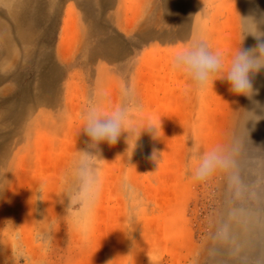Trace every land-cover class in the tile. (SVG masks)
<instances>
[{
	"label": "rangeland",
	"instance_id": "obj_1",
	"mask_svg": "<svg viewBox=\"0 0 264 264\" xmlns=\"http://www.w3.org/2000/svg\"><path fill=\"white\" fill-rule=\"evenodd\" d=\"M84 1L97 8L93 18L49 0L57 9L40 48L0 55V264H264V118L246 124L248 112L264 117V79L251 77L249 99L227 80L201 92L172 67L193 39L226 66L240 46L249 50L241 16L259 19L264 0ZM50 63L54 84L39 107L30 98ZM92 105L126 106L135 125L162 130L142 132L132 155L128 132L99 144L101 192L80 228L67 209L76 160L97 152L82 131ZM194 144L199 154L240 149L247 196L229 245L213 240L228 220L227 181L194 179Z\"/></svg>",
	"mask_w": 264,
	"mask_h": 264
},
{
	"label": "clouds",
	"instance_id": "obj_2",
	"mask_svg": "<svg viewBox=\"0 0 264 264\" xmlns=\"http://www.w3.org/2000/svg\"><path fill=\"white\" fill-rule=\"evenodd\" d=\"M261 26H264V15H261L259 19L254 15L241 16L243 37L241 44L248 35L254 36L258 44L250 50H245L240 46L227 66L222 55L211 50L206 41L193 39L189 46L175 53L172 63L173 70L187 76L201 92L209 85L214 87L217 80H227L231 92L251 99L257 94L251 77L264 69V31L261 30ZM126 95H130V91ZM257 107L261 108L258 103ZM248 113L251 115L246 124L250 120L259 121L264 118L257 116L255 112ZM83 118L85 126L82 131L91 140L89 147L97 149V152L94 154L90 151H81L74 165L76 190L69 194L70 207L67 209V217H70L80 228L90 223L101 192L102 183L97 163L101 160L98 154L99 144L107 142L109 145H115L121 135L128 132L126 142L129 145L128 152L132 155L142 132L149 131L153 138H159L162 130L161 125L154 123L144 126L135 125L126 106L106 113L101 106L92 105L84 113ZM193 149L195 160L193 176L196 181L207 182L217 174H222L227 181L230 192L228 220L217 226L213 240L221 245H229L232 242L231 222L239 221L243 215L245 211L243 203L247 196V186L241 177L237 159L240 149L236 145L229 150L216 147L203 154L197 152L195 144ZM153 159L157 161L156 153L153 154Z\"/></svg>",
	"mask_w": 264,
	"mask_h": 264
},
{
	"label": "bare ground",
	"instance_id": "obj_3",
	"mask_svg": "<svg viewBox=\"0 0 264 264\" xmlns=\"http://www.w3.org/2000/svg\"><path fill=\"white\" fill-rule=\"evenodd\" d=\"M62 3L65 5H78L85 12V16L90 18H93L98 11L94 7L95 5L86 4L87 1L84 0H62ZM0 6L3 7H0V55L11 61L14 58L12 54L21 49L23 54L28 57L32 53L30 48H40L43 39L42 33L39 31L43 30L42 32H44L47 29L46 24L51 19L52 11H55L57 7L55 8V5L49 3V0H9L0 2ZM261 30L264 31V26H261ZM246 43L250 50L253 45L258 44V41L253 36H247ZM39 51L37 50V52ZM112 52L115 53L113 50ZM115 57H118L116 53ZM52 64L50 63L47 66V72L42 71L37 88L30 98L36 106L46 105L49 100L54 84L50 73L54 69ZM257 75L264 79V72L262 74L259 72ZM261 93L264 95V90Z\"/></svg>",
	"mask_w": 264,
	"mask_h": 264
}]
</instances>
